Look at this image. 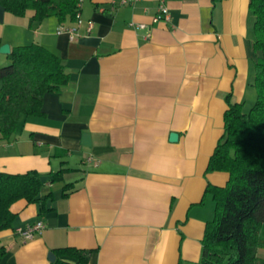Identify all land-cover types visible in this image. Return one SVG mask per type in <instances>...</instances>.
<instances>
[{"label":"crops","instance_id":"obj_1","mask_svg":"<svg viewBox=\"0 0 264 264\" xmlns=\"http://www.w3.org/2000/svg\"><path fill=\"white\" fill-rule=\"evenodd\" d=\"M164 2L167 20L157 22L155 0L81 2L63 24H30L32 11L15 17L0 6L1 46L41 45L70 78L43 96L40 115L21 117L11 141L0 139V173L36 171L42 194L53 193L44 215L24 200L11 206L0 264H52L66 247L92 250L88 264H198L214 219L206 185L228 180L205 172L226 98L253 93V18L249 0ZM61 169L72 171L50 184ZM37 222L32 240L17 234Z\"/></svg>","mask_w":264,"mask_h":264},{"label":"trees","instance_id":"obj_2","mask_svg":"<svg viewBox=\"0 0 264 264\" xmlns=\"http://www.w3.org/2000/svg\"><path fill=\"white\" fill-rule=\"evenodd\" d=\"M79 1L0 0V6L15 17L32 11L30 24L51 17L63 24L75 21ZM248 8L256 55L250 83L254 104L243 113V101L231 103L226 98L222 134L205 172L225 173L228 180L223 187L206 185L204 196L214 202V219L205 224L198 264H264V258L257 256L258 250H264V0H249ZM6 59L8 65L0 67V139L11 141L21 117L40 115L43 96L59 91L70 78L61 59L38 44L12 48ZM71 171L50 174L49 183L63 182ZM43 186L36 171L0 173V232L11 229L16 215L10 208L17 201L36 205L39 215L50 210L53 193L43 195ZM69 186L64 185L63 197ZM54 253L57 259L52 264H88L92 250L66 247ZM59 256L75 262L62 261Z\"/></svg>","mask_w":264,"mask_h":264},{"label":"built area","instance_id":"obj_3","mask_svg":"<svg viewBox=\"0 0 264 264\" xmlns=\"http://www.w3.org/2000/svg\"><path fill=\"white\" fill-rule=\"evenodd\" d=\"M83 0H80L79 3H81ZM117 1V6L118 7H123V6H133L135 3H137L140 0H113ZM157 2V15L154 17L155 22L157 21H163L167 20V7L165 5L164 0H155ZM115 5L116 3L113 2ZM140 28H144V25L140 24L138 25ZM73 30L68 31L69 34V39H73ZM44 228L42 222H37L26 229H19L17 231V234L24 240V241H29L32 240L37 234H39L42 229Z\"/></svg>","mask_w":264,"mask_h":264},{"label":"rangeland","instance_id":"obj_4","mask_svg":"<svg viewBox=\"0 0 264 264\" xmlns=\"http://www.w3.org/2000/svg\"><path fill=\"white\" fill-rule=\"evenodd\" d=\"M89 0H83L82 1V3L83 2H88ZM1 57V56H0ZM1 59V58H0ZM8 61L7 62H0V67H4V66H6V65H8ZM0 86H1V82H0ZM252 96H250V97H248L247 99L245 98L244 99V103H243V106H242V112L243 113H248L249 112V110H250V108L252 107V105L254 104V98H253V96H254V93H252L251 94ZM42 180L43 181H46V177H42ZM56 184V183H55ZM257 256L259 257V258H264V250H258L257 251Z\"/></svg>","mask_w":264,"mask_h":264},{"label":"water","instance_id":"obj_5","mask_svg":"<svg viewBox=\"0 0 264 264\" xmlns=\"http://www.w3.org/2000/svg\"><path fill=\"white\" fill-rule=\"evenodd\" d=\"M10 53V49L8 47V45H3L0 47V54L1 55H8ZM169 141L170 142H176L177 141V135L176 134H171L169 137ZM48 259L49 261L53 262L54 261V257L53 255L49 254L48 255Z\"/></svg>","mask_w":264,"mask_h":264}]
</instances>
